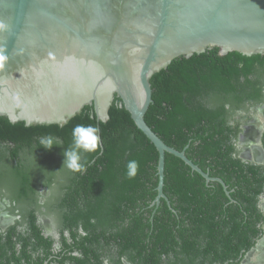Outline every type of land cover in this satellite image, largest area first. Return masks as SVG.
Returning a JSON list of instances; mask_svg holds the SVG:
<instances>
[{
  "label": "trees",
  "instance_id": "trees-1",
  "mask_svg": "<svg viewBox=\"0 0 264 264\" xmlns=\"http://www.w3.org/2000/svg\"><path fill=\"white\" fill-rule=\"evenodd\" d=\"M257 71L264 73V54L221 55L212 48L176 58L153 74L146 122L227 188L166 152V198L158 205L159 152L119 97L107 121L98 120L92 105L64 124L27 125L0 116V171L8 173L13 196L37 203L25 162H17L23 151L37 169L60 178L46 212L55 214L58 238L46 235L37 210H30L22 216L24 228L17 221L0 230V264H105L107 256L111 264H124V258L131 264H240L261 233L258 195L264 174L262 166L233 155L238 131L227 121L241 99L260 92ZM76 125L97 126L102 141L99 150L82 153L87 161L82 172L62 167ZM48 136L60 145L40 146V138ZM130 160L139 162L132 179L126 176ZM56 240L61 249L54 252Z\"/></svg>",
  "mask_w": 264,
  "mask_h": 264
},
{
  "label": "water",
  "instance_id": "water-1",
  "mask_svg": "<svg viewBox=\"0 0 264 264\" xmlns=\"http://www.w3.org/2000/svg\"><path fill=\"white\" fill-rule=\"evenodd\" d=\"M212 48L264 54V0H0V116L64 124L92 105L107 121L117 96L159 152L155 204L166 198V152L227 189L145 120L153 74Z\"/></svg>",
  "mask_w": 264,
  "mask_h": 264
},
{
  "label": "flooded vegetation",
  "instance_id": "flooded-vegetation-1",
  "mask_svg": "<svg viewBox=\"0 0 264 264\" xmlns=\"http://www.w3.org/2000/svg\"><path fill=\"white\" fill-rule=\"evenodd\" d=\"M254 80L258 81V85L262 82L261 87H258L260 92L258 91V95L253 93L255 95L254 98L246 97V99H241L242 102L239 103V108L229 111L227 124L233 127L235 131H238L237 138L234 140L235 151L233 155L241 158L244 162H252L262 166L264 174V73L259 74L258 71L255 72ZM230 106L231 104L228 103L227 107L230 108ZM254 147L256 150H254ZM25 152L23 151L21 153L17 162H25L23 169L30 175V183L34 187V195L37 203L32 205L30 203L32 201L31 198L22 201L17 199L16 196L14 197L13 191L15 188L10 183L8 173L0 171V230L5 232L9 227L16 224L17 221L20 223L19 227L24 228L26 224L23 223L24 219H22V216L30 210H37V218L43 226L44 233L46 235H55L58 238L57 224L54 219L55 214H47L46 212L48 210L47 206L51 202L49 199L54 189L56 191L57 186H59L58 179L60 178H52L47 170L40 169V171L37 169L32 163V157H29ZM17 162L16 164H18ZM3 169L7 170L6 167ZM6 215L13 217V221L10 222L9 218H6ZM259 215L260 219L258 220L257 227L258 230H261V233L255 246L251 248V250L255 248L253 257L249 262L251 264H264V190L258 195V218ZM60 249L61 244L59 240H56L52 250L55 252ZM94 249L97 251L100 250L101 257L102 249L95 244ZM247 253L240 264H244L243 261ZM122 262L124 264H131L125 258L122 259ZM105 264H111L108 256L105 259Z\"/></svg>",
  "mask_w": 264,
  "mask_h": 264
},
{
  "label": "clouds",
  "instance_id": "clouds-1",
  "mask_svg": "<svg viewBox=\"0 0 264 264\" xmlns=\"http://www.w3.org/2000/svg\"><path fill=\"white\" fill-rule=\"evenodd\" d=\"M3 59V57H0ZM100 129L94 125H76L72 131V144L64 150L63 166L73 172H82L86 169L87 161L82 160V153H91L100 149ZM40 146L51 149L53 145H60L51 136L42 137ZM139 169L137 160H130L126 164V176L134 178Z\"/></svg>",
  "mask_w": 264,
  "mask_h": 264
},
{
  "label": "bare ground",
  "instance_id": "bare-ground-1",
  "mask_svg": "<svg viewBox=\"0 0 264 264\" xmlns=\"http://www.w3.org/2000/svg\"><path fill=\"white\" fill-rule=\"evenodd\" d=\"M254 150H256V148H255V147H254ZM255 153H256V154H258V153H257V151H255ZM4 222H5V221H4ZM248 259H250V256H249V258H248ZM249 264H251V263H249ZM252 264H253V263H252Z\"/></svg>",
  "mask_w": 264,
  "mask_h": 264
}]
</instances>
